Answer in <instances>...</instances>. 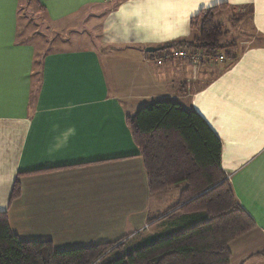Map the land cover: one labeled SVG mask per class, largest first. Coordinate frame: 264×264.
<instances>
[{
    "label": "crops",
    "instance_id": "obj_1",
    "mask_svg": "<svg viewBox=\"0 0 264 264\" xmlns=\"http://www.w3.org/2000/svg\"><path fill=\"white\" fill-rule=\"evenodd\" d=\"M35 1L42 15L25 24L23 0H0V211L12 232L58 250L139 246L201 220L176 206L184 186L150 191L127 124L171 99L219 136L222 167L256 223L231 241L230 264H264V0ZM223 3L218 19L250 25L257 40L233 63L180 55L160 65L146 51L190 38L192 19Z\"/></svg>",
    "mask_w": 264,
    "mask_h": 264
},
{
    "label": "trees",
    "instance_id": "obj_2",
    "mask_svg": "<svg viewBox=\"0 0 264 264\" xmlns=\"http://www.w3.org/2000/svg\"><path fill=\"white\" fill-rule=\"evenodd\" d=\"M227 7L201 10L192 19L191 37L162 50L201 51L204 62L223 52L233 63L238 56L234 42L217 16ZM127 124L141 151L150 191L186 183L176 206L201 220L127 251L123 239L58 250L51 240H22L12 232L8 212L0 211V264H230L231 241L256 223L239 204L222 167L219 136L194 108L171 99L141 107L127 117ZM20 194L17 179L11 198Z\"/></svg>",
    "mask_w": 264,
    "mask_h": 264
},
{
    "label": "rangeland",
    "instance_id": "obj_3",
    "mask_svg": "<svg viewBox=\"0 0 264 264\" xmlns=\"http://www.w3.org/2000/svg\"><path fill=\"white\" fill-rule=\"evenodd\" d=\"M22 5L25 7L26 9V12L23 13V18H24V23L25 24H32L33 23V20L32 19H35V15L36 14H39L38 17H41L42 13H41V10L38 8V5H36V1L35 0H23L22 2ZM39 19V18H38ZM234 24L230 23L228 24V26H225L228 31L227 33V36H228V40L230 41H234L238 46H236L235 50H233L235 53H238L241 51V47L243 46H247V45H251L253 43H257V40H256V37L255 35L253 34V31L250 27V25L247 27L246 24H240L237 20H234ZM246 23H249L248 22V19H247V22ZM256 42H255V41ZM260 40V39H259ZM242 41H246L245 43L242 44ZM254 41V42H253ZM166 50V49H164ZM164 50H159V51H156V52H151L149 53V55L151 57H155L157 56L158 54H162V52ZM160 54V55H161ZM216 55L214 56H211L210 59H209V65H211L212 67L211 68H217L220 70V67L221 66H224L226 64V62H224L226 60V55L225 54H219V56H223V60H217V59H213ZM203 59H201L202 61ZM109 62V61H108ZM107 68H108V71H110V73L113 75V72L111 71V69L113 68V66L110 67V64L107 63ZM217 70V69H216ZM215 69L212 71L213 73L214 72H217ZM181 187L184 186L186 187L187 184L186 183H182L180 184ZM180 185H176L177 188H180L178 186ZM176 186H174V188L172 189V192L177 190L176 189ZM137 239H132L129 241V243H127V245L125 246L124 248V251H127L129 249H131L133 246H137Z\"/></svg>",
    "mask_w": 264,
    "mask_h": 264
},
{
    "label": "built area",
    "instance_id": "obj_4",
    "mask_svg": "<svg viewBox=\"0 0 264 264\" xmlns=\"http://www.w3.org/2000/svg\"><path fill=\"white\" fill-rule=\"evenodd\" d=\"M219 54L220 53L216 54V56L213 59L223 60V56H219ZM180 55L183 57L189 58L194 63L200 62L202 57L204 56L203 52H201V51L189 53L186 50H184L183 48L177 47V48H172V50H169V49L164 50L162 52V54L156 58V62L161 65L166 61V59L174 57V56H180ZM228 177L230 178V176H228Z\"/></svg>",
    "mask_w": 264,
    "mask_h": 264
},
{
    "label": "water",
    "instance_id": "obj_5",
    "mask_svg": "<svg viewBox=\"0 0 264 264\" xmlns=\"http://www.w3.org/2000/svg\"><path fill=\"white\" fill-rule=\"evenodd\" d=\"M161 49H162L161 47H152V46H150V47L146 48V51L151 53V52L159 51Z\"/></svg>",
    "mask_w": 264,
    "mask_h": 264
}]
</instances>
